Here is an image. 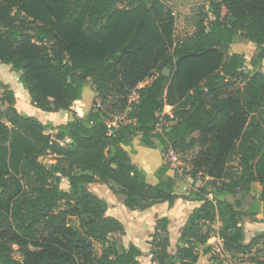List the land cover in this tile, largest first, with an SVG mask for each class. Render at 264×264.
<instances>
[{"label": "trees", "instance_id": "1", "mask_svg": "<svg viewBox=\"0 0 264 264\" xmlns=\"http://www.w3.org/2000/svg\"><path fill=\"white\" fill-rule=\"evenodd\" d=\"M192 10L193 31L178 34L165 0H0V63L21 72L34 106L73 114L53 126L21 113L0 75V264H195L214 234L264 264V232L244 243L243 221L256 214L243 208L248 197L264 201V0H209ZM238 38L260 50L250 68L244 53L230 51ZM88 81L98 104L80 116L75 104ZM161 118L168 124L156 132ZM138 136L163 154L193 152L189 173L215 188L177 194L168 163L149 183L132 159ZM48 154L50 165L41 160ZM96 179L131 210L180 197L202 205L173 251L169 219H159L144 263L138 245L112 237L124 225L88 188Z\"/></svg>", "mask_w": 264, "mask_h": 264}, {"label": "rangeland", "instance_id": "2", "mask_svg": "<svg viewBox=\"0 0 264 264\" xmlns=\"http://www.w3.org/2000/svg\"><path fill=\"white\" fill-rule=\"evenodd\" d=\"M166 2L169 3L171 8L173 9L176 18H177V33L182 34V33H190L193 31L194 26H195V14L196 12L193 11L192 9L198 5H203L207 4L209 0H165ZM242 51L246 54L248 58L247 62V68L251 67V59L257 56L259 53L258 46L244 38H238L235 43H233V47L231 46L230 51ZM260 71H264V65L259 67ZM0 75L5 83H9L11 85V89L14 90L16 98H17V109L24 114H27L29 116H33L38 118L44 123H50L51 125L55 126V124H62L66 123L73 118V114L69 110H60L58 112H48L44 111L36 106H34L32 102V98L28 92V90L25 88L23 83L20 81V75L21 72H18L16 70H13L10 64L7 63H0ZM93 84L91 81H88L84 87L83 90V96L82 100L77 101V105L75 104L77 108V112L79 115H86L95 105L94 103L98 104V100L96 99V92H95V87L93 88ZM2 94V89H0V95ZM97 107V106H96ZM6 109V105H2L0 102V110ZM57 132V131H55ZM159 152H156L160 155V148H157ZM156 151V150H155ZM193 152H187V153H182L179 155L178 161H177V169L172 170L176 173L178 177H181V175L186 176V178H189V170L186 168L188 163H190V159L192 157ZM53 154H48L44 157L41 158L43 163L46 165H50L52 163V160L54 159ZM163 158L165 162L167 163V157L163 154ZM155 164V163H154ZM170 167V165H169ZM171 168V167H170ZM147 171L148 168H147ZM146 172V171H145ZM173 172V173H174ZM174 173V174H175ZM148 177L147 181L149 183L155 184L158 182V179H155V176L151 175L148 172ZM157 177V174H156ZM202 177V176H201ZM158 178V177H157ZM191 183V179L189 180ZM106 184L101 182L100 180L96 179L93 183L88 185V188L95 193L97 196L99 195V184ZM204 183L205 187L208 189H214L215 188V180L213 179H203L199 185H202ZM103 185V186H104ZM61 186L63 188H68V182L67 180L63 181L61 183ZM109 186V185H108ZM200 187V186H199ZM110 188V187H109ZM111 189V188H110ZM112 190V189H111ZM113 191V190H112ZM100 196V195H99ZM108 200V199H107ZM112 202L114 205L111 207V210L114 211V213L118 214L121 218H123L126 221V230L122 235H114L112 236L113 238L117 239V241L121 245L127 246L129 242H132L133 240L137 239H142V237L146 238H152L151 235L153 234L154 227L152 224V221H145V224H138V228L136 225V219H132L128 215H124L123 207L121 205L122 201L118 199H112ZM121 202V203H120ZM256 202V199L253 198V196L248 197V201L246 204V207L251 205L252 203ZM130 210V208H128ZM134 225V226H133ZM141 227V228H140ZM138 229V230H137ZM147 229H150V232H148ZM143 243V242H142ZM96 248L98 251H100L101 246L96 244ZM149 257H151L149 254H144L143 255V262L146 263L149 261Z\"/></svg>", "mask_w": 264, "mask_h": 264}, {"label": "crops", "instance_id": "3", "mask_svg": "<svg viewBox=\"0 0 264 264\" xmlns=\"http://www.w3.org/2000/svg\"><path fill=\"white\" fill-rule=\"evenodd\" d=\"M233 52H236V51L232 50V53ZM238 52L244 53L242 51H238ZM263 65H264V61H263ZM262 72L264 71L262 70ZM166 110L172 112V107L166 106ZM82 116H85V115H82ZM46 124H50V123H46ZM58 125L60 124H57V123L55 124V126H58ZM133 145H134V150L136 151L135 154H132L133 162L140 169H143L144 171H146L147 177L149 175L148 174L149 172L151 175L155 176V179H158L157 178L158 176L156 177L158 169L166 164L163 158L162 147L159 146L160 148V155H159L158 153H156V152H159V150L157 149L158 147L151 148V147H147L141 144V136H138L134 139ZM147 168L149 171H147ZM186 168L190 171L191 169L190 163H188ZM173 172L174 171L172 170V168L169 167L167 174L175 178L176 180L175 192L180 195H185L195 189L204 187L205 186L204 183H202V185H199V183H201V181H203L204 178L205 180L212 179L209 177H203V176L201 177V175L197 176V178H194L192 177L190 173H189L190 176H188L189 178H186V176H183V175H181V177H178L176 173L174 172L175 173L174 174ZM190 179L192 180L191 183L189 181ZM98 184H99L98 193L100 195V196L98 195V197L106 201L107 206H108V214L119 219L123 223L125 230L127 226L126 221L123 218H121L118 214L114 213V211L111 210V207L114 205V203L112 202V199H118L119 201L121 199L122 203L121 202L120 203L123 207L124 215L125 216L128 215L132 219H136L137 228L139 227L138 224L142 225V224H145L144 223L145 221H152V224L154 227L153 229L155 230L157 221L163 217H167L169 219V233H170V239H171L170 250L171 251L176 249L177 242L183 232V229L186 225V222L189 216L193 213V211L196 208L202 205L201 201L188 200V199H184L180 197L174 200L173 202H170V201L160 202L145 210H131V209L129 210L128 207L125 205L124 196L116 194L114 191H112L109 188L107 184L105 185L102 183H98ZM68 185H69V182H68ZM259 187L260 185H258V189H260ZM255 199H256V202L252 203L248 207H246L248 200L245 201L243 204L244 209L248 210L249 212L251 211L256 212L254 216H244L243 218L244 227H245L244 243L246 244L251 242L257 234L264 232V211H263L264 201H260L258 199V194ZM220 225H221L220 222H216L214 224L215 227H219ZM147 230L148 232H150V229H147ZM122 234H119V235H122ZM137 238L136 240H133L132 242L138 245L142 249L144 254L150 255L151 245L149 244V241L152 238H146V237H142V239H137ZM130 243L131 242H129V244ZM127 246L124 245V247H127ZM253 254H254V250L253 252L247 253L245 255L241 254L242 259H244L242 260L243 264H254L251 261H249L250 256H252ZM215 261H216V257L213 255L212 251L208 253L202 252L198 262L195 264H215ZM147 263H151V257H149V261Z\"/></svg>", "mask_w": 264, "mask_h": 264}, {"label": "built area", "instance_id": "4", "mask_svg": "<svg viewBox=\"0 0 264 264\" xmlns=\"http://www.w3.org/2000/svg\"><path fill=\"white\" fill-rule=\"evenodd\" d=\"M169 114L172 116L171 111H167L166 107L163 112V115ZM167 125L168 123L161 118L160 122L156 124L155 131H162L163 125ZM168 160V164L170 165L171 168L177 169V161L179 158V155H181L179 152L173 150L170 148L165 154ZM208 244L211 245L212 247V253L216 257L215 264H243L242 261V255L241 254H236L233 253L229 250H227L224 247V242L223 239L217 235L214 234L212 237L209 239Z\"/></svg>", "mask_w": 264, "mask_h": 264}, {"label": "water", "instance_id": "5", "mask_svg": "<svg viewBox=\"0 0 264 264\" xmlns=\"http://www.w3.org/2000/svg\"><path fill=\"white\" fill-rule=\"evenodd\" d=\"M164 74L167 75V76L171 75V70L169 68H166L164 70Z\"/></svg>", "mask_w": 264, "mask_h": 264}]
</instances>
